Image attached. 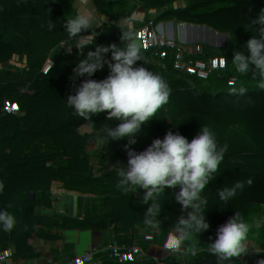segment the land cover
I'll list each match as a JSON object with an SVG mask.
<instances>
[{"label":"trees","instance_id":"obj_1","mask_svg":"<svg viewBox=\"0 0 264 264\" xmlns=\"http://www.w3.org/2000/svg\"><path fill=\"white\" fill-rule=\"evenodd\" d=\"M118 1L127 17L140 16L134 26L143 56L138 65L160 75L171 89L168 104L142 126L133 147H147L151 136L163 137L169 130L191 137L203 125L228 145L219 172L203 192L207 205L202 215L212 226L186 242L185 247L201 249L197 255L170 253L163 248L167 233L178 216L192 209L182 213L179 204L172 205L154 216L159 227H152L145 223L147 208L132 202L130 192L112 190L100 182L95 162L76 158L77 152L88 153L97 139L80 127L85 121L66 105L78 81L53 79L56 64L78 67L85 58L67 49L72 42L65 43L63 24L76 14V0H0V14L16 19L10 32H0V56L15 57L26 73L52 82V96L59 104L49 112L33 108L28 98L38 92L37 86L21 84L11 64L0 59V209L17 221L10 232L0 229V264H39L41 259L47 260L43 264H216L207 245L217 225L234 212L250 225L247 251L225 264H264V90L256 87L251 74L242 76L231 64L233 52L258 35L253 21L264 9V0ZM92 2L101 26L85 34L94 31L95 44L120 45L117 24L124 18L120 9L110 7L116 0ZM42 27L43 34L33 33ZM34 45L37 54L29 51ZM87 49L95 50V45ZM241 86L248 89L247 95L234 94ZM105 117L92 116L97 129ZM63 119L75 127L73 133ZM16 120L25 128H48L54 144L66 154L50 161L29 152L24 135L11 130L19 124ZM118 123L111 121L110 126ZM127 143L124 138L104 145L113 150H104L100 159L125 154ZM38 171L48 172L36 178ZM249 177L250 186L245 184L227 205L220 203L218 189ZM6 192L11 198L2 206ZM105 220L113 224L112 230Z\"/></svg>","mask_w":264,"mask_h":264},{"label":"clouds","instance_id":"obj_2","mask_svg":"<svg viewBox=\"0 0 264 264\" xmlns=\"http://www.w3.org/2000/svg\"><path fill=\"white\" fill-rule=\"evenodd\" d=\"M77 12L64 21L70 46L84 55L85 49L95 45L73 70L72 81H78L74 91L67 94L66 105L85 123L80 125L97 142L107 145L111 141L127 138L124 146V167L116 168L119 177L117 187L124 192L142 193L141 202L149 204L145 223L159 227L154 216L160 209V199L166 190H174V200L181 212L192 209L187 215L177 217L176 224L167 233L163 248L170 253L193 256L201 250L195 246L185 247L197 233L211 228L202 215L207 205L203 195L205 188L215 179L224 160L228 145L221 144L214 131L203 125L194 136L169 130L163 137L151 136L147 147L134 148L142 126L156 117L157 112L168 104L171 89L168 83L147 67L138 65L143 61L141 45L136 40L135 23L139 13L118 22L121 32L120 45L95 44L94 26H101L92 0H76ZM258 35H252L243 45V50L233 52L231 64L242 75L251 74L259 90H264V9L253 21ZM126 25L127 30H124ZM49 30L54 25L49 22ZM110 56V58H108ZM98 72L103 73L97 77ZM239 96L247 95L248 89L241 86L233 90ZM106 113L105 121L97 129L92 116ZM119 121L115 127L111 121ZM253 183L252 178L238 180L231 187L217 190L220 203L227 205L238 190ZM4 185L0 183V193ZM16 218L0 209V229L10 232L16 226ZM250 225L239 212L219 224L215 236L207 245V252L216 257V264H225L247 251Z\"/></svg>","mask_w":264,"mask_h":264},{"label":"crops","instance_id":"obj_3","mask_svg":"<svg viewBox=\"0 0 264 264\" xmlns=\"http://www.w3.org/2000/svg\"><path fill=\"white\" fill-rule=\"evenodd\" d=\"M44 32H45V28L38 32L33 31L35 35H40V34H43ZM30 48H33L34 51H31ZM30 48H29V51L31 54H37V52H39L38 47L36 45L31 46ZM67 49L71 50L72 48H67ZM89 51H94V50L85 49V53H84L85 56L83 57L86 58L87 53ZM108 58H110V56ZM76 68L77 67L73 65L68 66V65L58 63L54 66V69H53L54 70L53 79L54 80H58V79L71 80L70 77L73 76V70ZM96 76L100 77L102 76V74L98 72ZM30 84L36 85L37 88L39 89L38 92H36L33 95H30L28 98V100L30 101L29 103L30 105H32L33 108H35L39 112H49L54 106L59 107L58 102L54 100L52 96V88H53L52 82L39 79L32 72L28 71L27 72V82L25 83V85H30ZM51 103H52V106H51ZM44 107L50 108V109L43 111V109H45ZM40 109L42 111H40ZM62 121H63V126L66 127L68 131H70L71 133L75 131V127H73V125L70 124L66 119H63ZM21 125L20 123L15 124L14 127L17 128L16 129L17 133L21 134L22 136L24 135L23 137L24 143L26 144V149L29 152L33 153V151H37L36 154L35 153L33 154L38 157H41L43 154H45V157H41V158H45L50 161H53L57 156L59 157L61 154H66V151H64L63 148H60L59 146L54 144L52 137L49 136L50 131L48 132V129L46 127H41L38 125H28L25 128V127H22ZM30 131H32L33 135L30 134ZM41 138L47 141L49 149H47V146H45L44 144H41L43 142ZM42 146H43V149H42ZM112 149H113L112 145H109V147L105 149L96 140L91 145L90 149L88 150V153L84 154L82 152H77L75 155H76V158L78 159H83L87 161L88 163H93L100 159L99 155H101L104 150L111 152ZM40 152H43V154H41ZM125 158H126L125 154H121L116 157V160L120 161L121 163H124ZM47 172L48 171H45L44 173H47ZM44 173L38 171L34 173V176L36 178H39Z\"/></svg>","mask_w":264,"mask_h":264},{"label":"built area","instance_id":"obj_4","mask_svg":"<svg viewBox=\"0 0 264 264\" xmlns=\"http://www.w3.org/2000/svg\"><path fill=\"white\" fill-rule=\"evenodd\" d=\"M14 21H16V19H11V18H8L0 14V32L3 35H6L8 32H10L12 30V23ZM0 59L7 61L11 64L12 69L16 77L18 78V81L21 84L25 85V83L27 82V73L24 70L22 63L19 60H17L15 57L8 56V55H1ZM15 123H20V120H16ZM119 167H122V166L117 165L116 158H113L111 154H107L106 156H104L103 158L99 159L98 161L94 163V170L98 174V177L101 183L110 184L112 190L124 192L123 190L117 187L119 177L116 175L115 169ZM173 191L174 190H169L163 194V196L161 197L159 201L161 206L158 212H166V210L170 206L178 204L174 200ZM129 192L131 195L132 202H134L137 205L146 207V208L150 206L151 202H149V204H144L141 202L142 193L137 192V191H129ZM10 198H11V194L9 192H6V194L4 195L1 201V205L6 206ZM105 224L108 230H112L114 228L113 224L107 220H105Z\"/></svg>","mask_w":264,"mask_h":264},{"label":"rangeland","instance_id":"obj_5","mask_svg":"<svg viewBox=\"0 0 264 264\" xmlns=\"http://www.w3.org/2000/svg\"><path fill=\"white\" fill-rule=\"evenodd\" d=\"M119 5V6H118ZM123 6V4H119V1L118 0H116V2H114V5H112V6H110V7H115V11H117V10H119V12L121 13V18L123 19V18H126L127 17V14H126V12H125V9L122 7ZM107 8H109V7H107ZM30 50L31 51H34V49L33 48H30ZM71 51H73V53H75L78 57H83V56H85V55H83V56H81L80 54H79V51L77 50V49H75V48H72L71 49ZM37 53H39V52H37ZM101 73V72H100ZM102 75H103V73H101ZM71 78V77H70ZM67 80V79H66ZM30 102V101H29ZM32 106V105H31ZM51 106H52V103H51ZM45 109H43V111H46V110H48V109H50V108H46V107H44ZM40 111H42L41 109H40ZM30 125H32V124H30ZM23 126H25V125H23ZM30 127V126H29ZM16 127H14V128H12L11 130L12 131H14V132H16L17 133V131H16ZM48 129V128H47ZM50 130H48V132H49ZM30 134L31 135H33V133H32V131H30ZM49 136L51 137V134L49 133ZM42 139V138H41ZM42 143L41 144H44L45 146H47V149H49V146H48V143H47V141L45 140V139H42ZM42 149H43V146H42ZM113 150V149H112ZM65 151V150H64ZM36 152L37 151H33V153H35L36 154ZM41 154H43V152H40ZM41 157H45V154H43ZM58 157V156H57ZM56 157V158H57ZM55 158V159H56ZM54 159V160H55ZM117 161V160H116ZM117 165L118 166H122V167H124V163H121L120 161H117ZM40 174V173H39ZM43 263H47V260L46 259H41L40 260V262H39V264H43Z\"/></svg>","mask_w":264,"mask_h":264},{"label":"water","instance_id":"obj_6","mask_svg":"<svg viewBox=\"0 0 264 264\" xmlns=\"http://www.w3.org/2000/svg\"><path fill=\"white\" fill-rule=\"evenodd\" d=\"M42 29H44V28H37V29L34 30V32H38V31H40Z\"/></svg>","mask_w":264,"mask_h":264}]
</instances>
